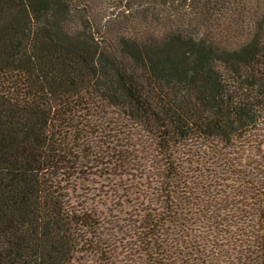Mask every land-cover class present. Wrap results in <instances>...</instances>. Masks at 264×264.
<instances>
[{
    "label": "trees",
    "instance_id": "obj_1",
    "mask_svg": "<svg viewBox=\"0 0 264 264\" xmlns=\"http://www.w3.org/2000/svg\"><path fill=\"white\" fill-rule=\"evenodd\" d=\"M109 1L0 0V264H264V0Z\"/></svg>",
    "mask_w": 264,
    "mask_h": 264
},
{
    "label": "rangeland",
    "instance_id": "obj_2",
    "mask_svg": "<svg viewBox=\"0 0 264 264\" xmlns=\"http://www.w3.org/2000/svg\"><path fill=\"white\" fill-rule=\"evenodd\" d=\"M118 0H112V1H109L108 2V7H102V9L104 8H106V15H109V13H113V12H115L116 10H117V8H118ZM258 128H259V126H258ZM260 128L262 129V131H260L259 130V133H261V134H264V121L263 122H261L260 123ZM258 141H260V138H259V140ZM254 147L257 149V148H261V153L260 154H264V143H262V142H257L255 145H254ZM191 174V173H190ZM94 177H92L91 179H90V181L89 182H85V183H83L81 186H80V188H81V190H77L76 191V193H74V197H73V199H72V202H73V204L74 203H76L77 202V200L78 201H80V196H82V194H83V192L85 191V189H88V190H91L92 189V187H93V184L91 183V180L93 179ZM111 180L109 179V180H105V179H99L98 181H97V183H96V186H95V189H96V191L94 192V193H97V192H99L100 194L102 193L99 189H102V190H108V191H111L112 190V186H111ZM214 189L215 190H220V188L218 187V186H215L214 187ZM226 191V189H224V191L223 192H225ZM222 193V192H221ZM104 199V201H105V198H103ZM132 207V205H129V207H125V209H127V210H130V208ZM101 209H103L102 207H101ZM94 258V261L96 260V258L95 257H93ZM94 261L93 262H90L89 264H95L94 263Z\"/></svg>",
    "mask_w": 264,
    "mask_h": 264
}]
</instances>
